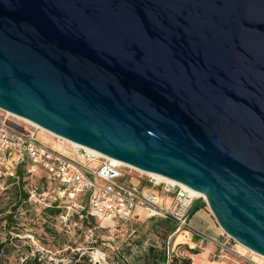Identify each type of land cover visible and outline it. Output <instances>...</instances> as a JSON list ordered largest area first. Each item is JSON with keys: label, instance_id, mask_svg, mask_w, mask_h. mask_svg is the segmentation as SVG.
I'll use <instances>...</instances> for the list:
<instances>
[{"label": "water", "instance_id": "obj_1", "mask_svg": "<svg viewBox=\"0 0 264 264\" xmlns=\"http://www.w3.org/2000/svg\"><path fill=\"white\" fill-rule=\"evenodd\" d=\"M0 110L199 193L264 258V0H0Z\"/></svg>", "mask_w": 264, "mask_h": 264}, {"label": "built area", "instance_id": "obj_2", "mask_svg": "<svg viewBox=\"0 0 264 264\" xmlns=\"http://www.w3.org/2000/svg\"><path fill=\"white\" fill-rule=\"evenodd\" d=\"M24 124L16 129L0 122V163L8 162L13 166L27 164L28 174L40 172L45 176L48 189L35 187L30 192L29 200L44 208L60 209L59 220L66 230L70 229L74 216H79V219L89 217L111 223V229L116 234L126 229L129 237H133L139 230L134 222L137 218L136 208L144 211L146 219L170 221L174 225L173 235L187 228L190 209L202 197L199 193L176 181L139 171L151 185L147 192H143L140 184L126 179L129 173L138 170L77 145H66L75 152L74 158L68 157L36 140L30 134V128L38 130L37 126L26 121ZM78 156L84 160L78 159ZM158 187L165 194L164 198L154 193ZM219 237L221 253L218 258L224 259L230 254L226 239L231 238L223 231ZM29 240L33 247L31 257H25L21 262L37 258L40 264H44L43 250L38 241L33 237ZM89 254L90 264L119 263L115 255L110 257L99 249ZM53 261L51 257L50 264ZM244 262L241 260L240 264Z\"/></svg>", "mask_w": 264, "mask_h": 264}, {"label": "rangeland", "instance_id": "obj_3", "mask_svg": "<svg viewBox=\"0 0 264 264\" xmlns=\"http://www.w3.org/2000/svg\"><path fill=\"white\" fill-rule=\"evenodd\" d=\"M0 122L16 129H20L25 125L24 121L1 110ZM30 134L44 145L62 152L68 157H75L74 151L66 147L56 137L50 136L47 132L41 129L30 128ZM77 158L84 160L81 156ZM21 171L22 190L29 195V192L38 185L39 178L42 175L39 172L34 176H30L25 171ZM126 179L127 181L140 184V189L143 192H147L151 188V185L146 182L145 175H142L139 171L129 173ZM20 185L15 167L8 162L0 163V241H6L7 244L11 243L15 250L14 253L9 254L11 261L7 264H26V262L22 263L21 261L25 257H31L33 249L29 240L31 237L38 241L41 250H43L44 264H50L51 257L54 259L52 264H90L89 252L97 249L102 250L106 254L109 253L107 255L113 257V254L116 252H113L110 246H106L105 244H113L118 240L126 238V233L123 236H119V234L114 233L115 231H111V223L89 217L79 219V216H74L70 222V229L66 230L60 223L59 215L52 214L50 208L44 209L41 204L35 205L32 202L31 204L29 202H21V204L16 205L21 195L19 191ZM154 193L161 196V198L165 197L160 187L155 188ZM82 196L85 197V194ZM197 202L205 204L204 211L213 218L203 197ZM138 209L136 208V210ZM9 215L12 216V223H6L5 221L6 216ZM213 220L215 221L214 218ZM75 223L77 225L74 226ZM166 225L167 222L163 220L146 219L145 215H139L137 221L139 230L134 240H138V243L141 245L142 242L150 243L154 236L166 238L168 233ZM216 226L221 233L222 230L218 225ZM226 241L230 254L227 256L228 259L218 258L220 262H224L225 264H240V261L243 260L245 261L244 264H264V258L245 249L232 239H226ZM116 245L113 244V246Z\"/></svg>", "mask_w": 264, "mask_h": 264}, {"label": "crops", "instance_id": "obj_4", "mask_svg": "<svg viewBox=\"0 0 264 264\" xmlns=\"http://www.w3.org/2000/svg\"><path fill=\"white\" fill-rule=\"evenodd\" d=\"M136 215L137 218L134 222L137 225L139 215H145V213L143 210L138 209ZM165 222H167L166 226L168 229L166 240H168L169 248L173 253L190 257L192 264H225L218 259L221 253L218 246L220 230L210 214L204 211V208L196 211L189 218L187 228L179 234L173 235L174 225L170 221ZM111 231L114 232L112 229ZM126 232V229H121L117 234L123 236ZM160 239V237L154 236L152 241L155 240L156 243H159ZM116 242L113 243L117 244L116 246H113L112 243L105 245L110 246L113 252L117 249L116 254L114 253L113 255L116 256L118 264H144L143 252L148 243L142 242L140 245L138 240L135 242L132 239L128 241L127 238Z\"/></svg>", "mask_w": 264, "mask_h": 264}, {"label": "trees", "instance_id": "obj_5", "mask_svg": "<svg viewBox=\"0 0 264 264\" xmlns=\"http://www.w3.org/2000/svg\"><path fill=\"white\" fill-rule=\"evenodd\" d=\"M16 170V174L18 175L19 178V191L21 195L19 196V200L16 205L21 204V202H29L31 204L34 203L35 205H40L39 203L33 202L29 200L30 192L29 195L22 190V171H25L27 173L28 166L27 164H20L17 166H14ZM30 176H34L29 174ZM41 178H39V183L35 187H45L44 189L47 190L48 184L46 182L45 176L41 174ZM197 202V201H196ZM194 203V205L191 207L190 212H189V218L198 210L202 209L205 207V204H199ZM42 206V205H41ZM43 207V206H42ZM50 211L52 214H57L60 215L61 210L56 208V207H49ZM49 208H44V209H49ZM15 209V208H14ZM12 216H6L5 221L6 223L11 222L12 223ZM160 220V219H157ZM82 221V220H81ZM165 221V220H163ZM172 232V231H171ZM126 238L128 241L134 240L136 238V235L133 237H129L128 232H126ZM16 241V240H15ZM136 240H134L135 242ZM14 248L12 247V244H7V242L0 241V264H7L10 260V253H14ZM143 257H144V264H192V260L190 257L186 256H180L175 253H173L170 248H169V242L166 240V238H161L159 240V243H156L155 240H151L150 243H148V246L145 248L143 252ZM32 259V260H31ZM28 264H40L37 261V258H31Z\"/></svg>", "mask_w": 264, "mask_h": 264}, {"label": "bare ground", "instance_id": "obj_6", "mask_svg": "<svg viewBox=\"0 0 264 264\" xmlns=\"http://www.w3.org/2000/svg\"><path fill=\"white\" fill-rule=\"evenodd\" d=\"M27 122V121H26ZM44 132H46V131H44ZM48 133V132H47ZM48 134H50V136H54L53 134H51V133H48ZM54 137H56L60 142H63L65 145H68V144H71V146H75V144H72V143H69V142H67V141H65V140H63V139H61V138H59V137H57V136H54ZM155 176V175H154ZM156 177H160V176H156ZM160 178H163V177H160Z\"/></svg>", "mask_w": 264, "mask_h": 264}]
</instances>
